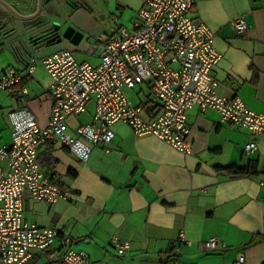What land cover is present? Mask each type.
Returning <instances> with one entry per match:
<instances>
[{
	"label": "crops",
	"instance_id": "1",
	"mask_svg": "<svg viewBox=\"0 0 264 264\" xmlns=\"http://www.w3.org/2000/svg\"><path fill=\"white\" fill-rule=\"evenodd\" d=\"M143 1L109 0L114 27L104 22V0L98 1V13L77 9L68 20L82 38L76 41L78 34L75 41L42 46L31 59L30 71L29 62L21 64L0 52V74L13 68L20 77L12 88L0 91V143H10L9 112L15 108L27 107L41 126L48 122L52 97L43 56L68 48L78 61L98 64V38L119 27L134 31ZM189 15L214 32V46L221 55L211 72L216 93L239 97L248 108L264 111V0H195ZM238 17L248 25L243 33L232 26ZM82 42L95 46L93 54L78 48ZM151 99L149 104L157 107V100ZM91 109L82 123L90 121ZM69 123L78 124L71 119ZM187 123L188 154L154 136H136L122 122L112 125L110 149L94 147L87 161L58 142L41 144L42 171L67 189L69 197L55 203L25 197L24 218L69 234L71 247L87 254L81 264H233L240 254L245 264H264V134L256 137L257 148L246 153L249 131L222 122L216 109L194 106ZM252 162L255 171L248 175L231 177L225 169ZM6 165L0 158V174ZM112 236L129 242L126 254L117 253ZM212 236L225 248L206 250L203 242ZM60 254L56 241L45 259Z\"/></svg>",
	"mask_w": 264,
	"mask_h": 264
},
{
	"label": "built area",
	"instance_id": "2",
	"mask_svg": "<svg viewBox=\"0 0 264 264\" xmlns=\"http://www.w3.org/2000/svg\"><path fill=\"white\" fill-rule=\"evenodd\" d=\"M195 0H144L136 13L135 30L119 27L100 36V62L78 61L68 48L43 56L40 61L49 78L52 107L48 122L41 126L27 107L9 112L11 140L0 143V158L7 160L0 174V264H28L46 255L56 241L59 257L49 256L45 264H81L83 250L71 247L69 234L54 225H38L24 218V199L55 203L69 197L45 174L38 161L39 146L55 141L66 146L81 161H87L94 147L108 151L114 140L112 125L126 124L136 136H154L177 151H191L187 114L194 106L214 108L222 122L249 131L244 151L257 148L256 137L264 134V111L248 108L239 97L219 96L211 72L220 60L214 46V32L201 20L190 17ZM237 33L248 25L243 18L232 20ZM89 46L87 54H93ZM30 60L28 70L33 68ZM20 77L13 68L0 74V91L12 88ZM141 86L158 106L141 100L133 103L127 89ZM91 119L70 125L71 117L87 112ZM158 108V109H157ZM119 255L126 254L127 240L112 236ZM206 250L218 251L225 244L212 236L203 242ZM172 264H178L174 261ZM233 264H245L240 254Z\"/></svg>",
	"mask_w": 264,
	"mask_h": 264
},
{
	"label": "water",
	"instance_id": "3",
	"mask_svg": "<svg viewBox=\"0 0 264 264\" xmlns=\"http://www.w3.org/2000/svg\"><path fill=\"white\" fill-rule=\"evenodd\" d=\"M50 0H0V52H8L21 64L30 62L44 45L63 39L79 41L83 33L67 26L61 31L54 20ZM49 25L48 28L44 26Z\"/></svg>",
	"mask_w": 264,
	"mask_h": 264
},
{
	"label": "flooded vegetation",
	"instance_id": "4",
	"mask_svg": "<svg viewBox=\"0 0 264 264\" xmlns=\"http://www.w3.org/2000/svg\"><path fill=\"white\" fill-rule=\"evenodd\" d=\"M51 9L54 15V20L60 23L61 31L67 26H72L68 18L74 11L80 8L89 10L92 14L98 13L101 9L98 5L99 0H50ZM105 12L109 13V0H104ZM102 6V7H103ZM70 23V24H69ZM49 25L44 26L48 28ZM76 29V27H74ZM77 31V30H76Z\"/></svg>",
	"mask_w": 264,
	"mask_h": 264
},
{
	"label": "rangeland",
	"instance_id": "5",
	"mask_svg": "<svg viewBox=\"0 0 264 264\" xmlns=\"http://www.w3.org/2000/svg\"><path fill=\"white\" fill-rule=\"evenodd\" d=\"M112 14H109V13H106V19L104 20V22H105V24L107 25V27H114V23L112 22V16H111ZM71 21V20H70ZM71 24L73 23L72 21L70 22ZM69 23V24H70ZM74 24V23H73ZM75 25V24H74ZM92 42H94L93 40H92ZM89 46H91V42L90 43H88V42H82L80 45H79V49L83 52L84 51V53L86 54L87 53V49L89 48ZM77 56V55H76ZM139 89H140V87L139 86H136L135 88H133V89H127V91H128V93H129V97H130V99H131V101L132 102H134V103H138V102H140V99L142 100V99H145L146 98V94L148 93H146L145 91L147 90V89H145V91L143 92V91H139ZM92 104H90V106L88 107V112L89 113H91V108H92ZM84 114V113H83ZM83 114H81V115H79V116H75V117H71L70 119L71 120H75L76 122H78V123H82L83 121H84V116L85 115H83ZM46 255L44 254V255H42V257H37V258H35V263H33V264H45V262H46Z\"/></svg>",
	"mask_w": 264,
	"mask_h": 264
},
{
	"label": "trees",
	"instance_id": "6",
	"mask_svg": "<svg viewBox=\"0 0 264 264\" xmlns=\"http://www.w3.org/2000/svg\"><path fill=\"white\" fill-rule=\"evenodd\" d=\"M151 101H153V100L150 98V96L148 94L147 98H146V103L149 104V103H151ZM225 169L227 170V172H229L231 177L244 176V175L251 174L255 171V163L252 162V163L245 165L243 167H238L234 164H231L229 166H226ZM33 263H35V258L32 259L28 264H33Z\"/></svg>",
	"mask_w": 264,
	"mask_h": 264
}]
</instances>
